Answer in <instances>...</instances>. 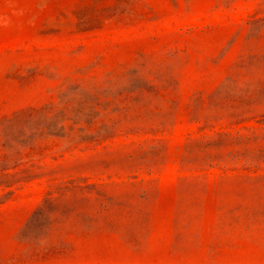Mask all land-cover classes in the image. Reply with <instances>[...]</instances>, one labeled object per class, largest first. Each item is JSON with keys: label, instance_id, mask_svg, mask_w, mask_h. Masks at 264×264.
<instances>
[{"label": "rangeland", "instance_id": "374dc122", "mask_svg": "<svg viewBox=\"0 0 264 264\" xmlns=\"http://www.w3.org/2000/svg\"><path fill=\"white\" fill-rule=\"evenodd\" d=\"M0 264H264V0H0Z\"/></svg>", "mask_w": 264, "mask_h": 264}]
</instances>
